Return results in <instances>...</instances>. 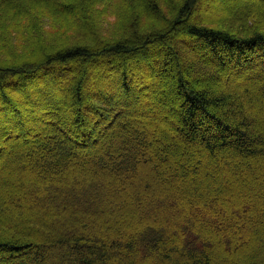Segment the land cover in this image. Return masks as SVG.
<instances>
[{"label": "trees", "instance_id": "trees-1", "mask_svg": "<svg viewBox=\"0 0 264 264\" xmlns=\"http://www.w3.org/2000/svg\"><path fill=\"white\" fill-rule=\"evenodd\" d=\"M165 1L0 0L6 57L0 60V136L38 134L47 140L21 139L6 147L9 153L0 164V264H214L217 253L234 257L235 264H264V120L256 117L260 106L253 110L258 96L264 98V20H258L263 14L254 13L259 7L235 10L229 22L241 30L253 28L239 36L185 20L196 1L199 14L201 0ZM167 3L170 12L163 8ZM109 12L118 22L110 28L106 23L103 31ZM149 21L158 23L156 32ZM43 25L55 39L32 44V32L46 33ZM56 37L74 38L55 46ZM80 61L93 68L81 70ZM114 66L115 82L109 77ZM134 66L143 69L142 90L135 87ZM223 70H230L226 76L257 73L263 87H235L223 79ZM154 72L170 78L145 75ZM35 79L38 86H32ZM98 81L109 84L103 96L95 89ZM15 85L24 92L25 112L5 91ZM116 92L124 99L114 101L107 121L105 109ZM138 95L169 102L179 143L175 137L152 140L155 118L147 119L146 111L143 119L131 115L142 100ZM59 96H66L65 108ZM103 97L104 106L98 103H105ZM117 112L125 116L111 132L116 143L96 147L95 128L109 127ZM177 148L211 169H228L233 183L226 174L214 185L191 182L190 175L200 171L198 161L190 169L174 166ZM145 167L155 173L148 175ZM163 178L176 186L157 185ZM238 180L251 190L240 194ZM231 189L235 193L228 199ZM104 220L115 221L98 232ZM120 220L139 222L128 226ZM82 227L90 235L78 233ZM241 252L246 263L238 259Z\"/></svg>", "mask_w": 264, "mask_h": 264}, {"label": "rangeland", "instance_id": "rangeland-1", "mask_svg": "<svg viewBox=\"0 0 264 264\" xmlns=\"http://www.w3.org/2000/svg\"><path fill=\"white\" fill-rule=\"evenodd\" d=\"M163 1L166 2L165 0H163ZM198 2L199 1H196V2L193 3V5L191 7L192 8V13L190 14V17H187L185 20L191 21V20L194 19L195 21L199 22L200 24L205 25L207 27L214 28V29H222V30L228 29V31L230 30L231 33L240 34L239 36H241V35L242 36H246L247 34H250L251 33L250 31H252L253 28L250 27L249 25H247L246 26L247 28H242V30H241L240 27H239V24H232V23H230L229 22L230 17H232L231 15H233V13L235 12V10H237L239 8L240 9L241 8L243 9L244 6L246 8H247V6H249V8L251 7V10H256L259 7L258 9L260 11L257 9L254 13H256V12H259L260 13L261 12L260 14H263L264 15V7H263V10L262 11L260 9V7H262L264 4L261 1H259V0H201V2H202V3L200 2L201 3V5H200L201 11H199V14H197V11H195V10L197 8V3ZM32 5H35V3H32ZM73 6H74V9L75 8L76 9L78 8L77 6L74 5V3H73ZM91 6L93 8V4H91ZM38 8H40L39 5H38ZM163 8H164L165 11L170 12V7H169V4L168 3L165 6H163ZM39 13H42V12L40 11ZM74 15L76 16V14H74ZM263 15L262 16L260 15V17H259L258 20L263 21L264 20V18H262V17H264ZM258 20H255V22H253V24H256ZM117 22H118L117 18L113 14H110V12H109V14L107 16L105 15L103 17V21L101 22V24H102L101 28L103 27L102 30L104 31V28H106V25H105L106 23H109L108 25H109V28H110L112 25H115ZM149 22H151V24L148 23V25H147L148 28L151 27V29L153 28L155 30V32H156L158 30V28H157V24L158 23L153 22V21H149ZM43 28H44V30H45L46 33L36 32L34 34L32 32L31 37H30L31 39L29 38V40H32V42H33L32 44H35L36 43V44L45 45L50 40L49 36L52 37L53 39H55L54 34L49 33V25H45V26L43 25ZM119 32L122 33V31H118L116 34L118 35ZM78 35L80 36V35H83V34L80 31L74 34V36H77V37H78ZM104 35H106V33H104ZM154 35H156V34H154ZM11 36L13 38L15 37L14 35H11ZM37 36H38V38H37ZM34 37L37 38L36 41H35L36 38H34ZM157 37H160V36L158 35ZM24 38H23L24 41H26V39L28 40L27 37H24ZM73 38L71 40H73ZM56 40H58V42H55L54 43L55 46H58L60 43L61 44L64 43V45H66L67 43L71 42L70 39L65 40V41H61L60 39H58V37H56ZM52 42H53V40H52ZM164 43H166V42H164ZM17 52H18V50H17ZM23 54H24V52H23ZM157 56L159 58H161L162 57V52L161 53H157ZM189 56H193V55L190 53ZM198 56L199 57H196V58H200V55L199 54H198ZM5 58L6 57L3 54H1V45H0V60H4ZM189 58L191 59V57H189ZM193 58L195 60H199V59H196L195 57H192V59ZM75 61L76 62H74V64L75 63L77 64V62L79 61V59L78 60H75ZM81 62L82 61L79 62L80 64L78 66V68H80L81 70H86V69L89 70V69L93 68V65L91 66V65L87 64L86 62H84L82 64ZM261 63H262L261 60H257L256 61V66H260ZM94 66H95L94 67V70L100 69V66L99 65H94ZM117 70L118 69H117L116 66L111 67L110 68V72L111 73H110V76L109 77L110 78H113L114 76H116L117 72L119 71V70L118 71ZM142 70L143 69H141V68H138V67H135V66L133 67L132 73L137 76V79H136V76L135 75L132 76V77L135 78L134 79L135 80V83H134L135 84V87H139V88L142 87V85H141L142 82L139 79V76H142L143 73H144ZM229 71L230 70H223V73H224L223 79L226 82L230 83L231 85H233L235 87H236V85H238L240 83H242L244 85V87L250 88V90L255 89V88H258L260 86L263 87V85H262L263 84V80L257 79L259 77L257 73H255V74H253V75L250 76L251 73H249V70L237 71V72H233L234 74H233V76L231 75L232 76L231 77L230 75L226 76V74H228ZM111 75H113V77ZM145 75H147V77H149V79H152V78L155 79L156 77L159 78V76H161V77L164 76V80H168L170 78L169 76H166V75L161 74L159 72L150 73V75L147 73ZM147 77H145V78L147 79ZM112 80H113V82H115V78H113ZM107 81H109V80L107 79ZM31 83H32V86H34V84H36V85L38 84V82H36V79L33 80ZM166 83H168V82L167 81L165 82V86L162 85L163 83L162 84L157 83V86H158V88H161L162 86H163V88H167L166 87ZM222 83H220L221 86H222ZM108 86H109V84L104 83L103 81H98V82L95 83V89L97 90V92H100L99 93V96L100 95L103 96V93L105 95V92L110 89V87H108ZM225 87L228 88V86H223V87H221V89L222 88H225ZM34 90H35L34 88H31L30 91L32 92ZM5 91H8V93L12 96V98H11L12 101L11 102L13 104H15L16 107L18 106V107L21 108V105H23L22 106L23 108H21V112L22 111L25 112V109H24L25 102L22 101V98L24 96V94H23L24 92L21 91V88H19L18 86H16L15 88L11 89L9 86H7L5 88ZM136 91H137L136 93L139 94V91L138 90H136ZM65 93H66V91L64 89L62 94L65 95ZM115 94H116V98L113 101H111L112 106H110V108H108V109H105L106 110V113H109L110 114L108 116V120L107 121H109L111 119L109 117L115 111V109H114L115 108L114 101H118L117 103H120V100H123L124 99L123 96L119 92H116ZM258 97L260 98V100H259V102H257L253 106V110L254 109L257 110V108L260 106L261 114H259V115L257 114L256 117H257V120L258 121H261V120H264V98H262L260 96H258ZM58 98L60 100H62V107L65 108L66 96H63V97H60L59 96ZM138 98H140L142 100L140 101L139 104H137L136 102L134 103L133 107L137 108V111H136V109H134L133 110L134 112L131 115L134 116V118L143 119V118H145V114L147 113V117H146L147 119L153 121L152 119L155 118V121L154 122H156V124H155L154 128L156 130H151V132H150V134L152 136V140L154 139V140H157V141H162V139L166 136V137H172V138L175 137L173 140H175L177 143H179L181 140H179V141L176 140V139H179L177 137L178 132H177V129H176V125L174 126L172 124V121H171V119L169 117L170 113L172 115H174V112L173 111H169V110L166 109L168 107V105H169V102H167L166 100H164V101H161V102H158L157 103V97L156 96L154 97V95L153 96L152 95H148V96H145V95L144 96H140V95H138ZM104 100H105V103H102L101 100L100 101L98 100V103L101 102V105L104 106L107 103L106 102V97H103V101ZM141 102H146V103L144 104V106H142L143 103H141ZM5 104H8L9 105L10 103L8 102V103H5ZM136 104H137V106H136ZM257 104H260V105H257ZM27 105H26L27 107L25 106L26 108L29 107V104L28 103H27ZM7 109H8V112L11 111L10 108H7ZM119 109L121 111L120 106H119ZM135 111H136V113H135ZM144 111H146V113ZM117 113L119 115H117V117L115 118V120L113 121V123L109 127L108 126L107 127H104V125H103L102 128L101 127L95 128L94 135L96 136V138L98 140L96 142L97 143L96 147L99 145L98 142L105 141L107 144H111V143L114 144V143H116L115 140H113L114 137L111 136V132L114 131L115 130L114 128H116V126H117L116 125V120L117 119L118 120H121V119H123V116H125V115L121 114L120 112H117ZM8 114H10V113H8ZM100 124H102V123H100ZM34 135L35 136H31V135L24 136V137H20V138L14 139V140H13V138L7 139L6 137L3 138V137L0 136V164H4V158L3 157H5V155L7 153H9V152H7L8 150L6 149L7 145H10V144H12V143H14L16 141H21V139H27V140H30V141L37 140L38 139L39 140L38 141V144H41V142L47 143V140L46 139L40 140L41 139V136H39L38 134H34ZM119 138H121V137H119ZM69 143H73V142L72 141H69ZM25 144L27 145L28 142H25ZM75 147L77 149H79V147H77V146H75ZM88 148H86V149H88ZM81 149L83 150L85 148L83 147ZM173 150H176V149H173ZM176 151H177L176 153H173V156H174V158H173L174 159L173 160V163L174 164L173 165L174 166H181V167H185V168L187 167L188 169H190L192 167V164L195 163V161H198L196 167L200 171L195 172L194 174L190 175L189 179H190L191 182H197V181H200V179H203V181L204 182H207L208 185H214V184H217L218 183L219 179H221L222 174H226L227 175V180L229 181V183H231V182L233 183V180H232V176H231L230 171L228 169H226V168H223L222 167L223 164L221 165L222 169H219L220 170V172H219V171H217L213 167H212L213 169H211L210 166L207 164V162L205 160H196L197 159L196 157L191 156L192 153H189L188 152L189 154L185 153V155H183L181 153V151L178 150V148H177ZM196 154L197 153H195V155ZM197 156H198V154H197ZM15 162L16 161L12 159L11 162L8 163V164H10V166L13 167V166H15ZM220 163L221 162H215L214 165L217 167V166H220ZM7 166H9V165H7ZM17 168L18 167H15L13 169V173H16ZM20 169H22V167ZM145 170H146V173L148 175L149 174H152L151 172L155 173L154 171H152L151 169H149L147 167H145L144 171ZM184 176H186V175H183V176H180V177L182 178ZM181 178H179V179H181ZM240 180H241V177H240ZM234 184L239 189L240 194H242V195H244L247 191L251 190V187L248 188V186H246V188H247L246 189L244 187L242 181H241V183H239V180H238V183H234ZM157 185H160L161 187L162 186H165V185H174V186H176L175 185V182L169 181V179H164V182L162 184H159L158 183ZM229 185L230 184H228V187H229ZM232 188H234V187H232ZM234 193L235 192L231 189L228 192V194H227L229 196L228 199H231L232 194H234ZM113 221H115V220H104V222L101 225V228H98V232H103V229L105 228V225H106L105 223H113ZM175 221H178V220H175ZM138 222H139L138 220H120V222L117 221V223H125V224H128V226H135ZM103 224H105V225H103ZM59 226H60L59 228L62 229V227H61L62 225H59ZM82 229H83V231H80L78 233L90 235L89 229L87 227H82ZM213 239L215 241H217V237H215L214 234H213ZM216 252H218V251H216ZM242 254H241L240 258H238V259H240L241 263H246L247 261H245V254L244 253H242ZM217 257H218V262L215 261L214 264H222V263L223 264L224 263L235 264L234 263V257H231L228 260V258H223V256H221L220 253H217ZM47 264H51V263L47 262ZM112 264H114L113 261H112ZM147 264H150V262L147 263Z\"/></svg>", "mask_w": 264, "mask_h": 264}, {"label": "bare ground", "instance_id": "bare-ground-1", "mask_svg": "<svg viewBox=\"0 0 264 264\" xmlns=\"http://www.w3.org/2000/svg\"><path fill=\"white\" fill-rule=\"evenodd\" d=\"M30 102V101H29Z\"/></svg>", "mask_w": 264, "mask_h": 264}]
</instances>
